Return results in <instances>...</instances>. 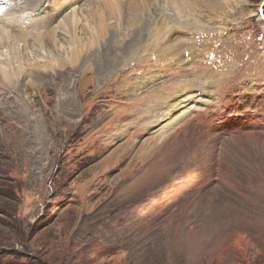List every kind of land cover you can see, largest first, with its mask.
I'll return each instance as SVG.
<instances>
[{"label":"rangeland","instance_id":"rangeland-1","mask_svg":"<svg viewBox=\"0 0 264 264\" xmlns=\"http://www.w3.org/2000/svg\"><path fill=\"white\" fill-rule=\"evenodd\" d=\"M71 1L47 27L77 9L78 38L102 34L99 14L81 16L96 10L91 0ZM174 1L122 0V19L106 18L114 39L103 33L79 63L47 67L43 79L29 64L57 53L27 35L39 54L13 62L28 70L0 96V264H264V0H179L196 27L156 46L154 23ZM6 2L0 25L19 35L25 24L11 29ZM131 3L144 8L148 29L133 27L148 33L143 42L127 28ZM54 31L68 52L72 34ZM124 174L148 183L125 188ZM127 221L132 243L114 248L123 238L109 235Z\"/></svg>","mask_w":264,"mask_h":264},{"label":"bare ground","instance_id":"bare-ground-1","mask_svg":"<svg viewBox=\"0 0 264 264\" xmlns=\"http://www.w3.org/2000/svg\"><path fill=\"white\" fill-rule=\"evenodd\" d=\"M7 1L8 2H6V4L10 5L12 7V8L7 7L8 12L4 13V15H5L4 17L11 16V20L8 21L10 24H8V25L11 27V29L16 28L15 26H13L14 24H12V23L18 22L19 24L24 23L25 25H22L24 27L20 28V30H18L20 32V34H22V36H19L20 34L16 35V36L9 34L8 32H6L3 29V26L0 25V53H4V52L7 53L8 49H9V54L7 53V55L5 57V63L7 65L3 66L4 61L0 63V66H1L0 67V74H1L0 75V96L1 97H7V95L9 96L12 92H14V91H12V89L7 88V83H13V84L17 85V83L20 82V77L22 76V74L24 72H26V70H28L26 67L20 65L21 61L24 60V58H25V60L30 59V57L26 58L27 54L28 53L30 54V52H32L31 53L32 55H38L39 54V51L34 49L33 46L30 45V43L27 41V37L28 38L30 37L27 35L35 36L37 38V40L39 41V44L42 46L45 43V39L50 40V44H52L54 46L53 48H55V51L57 53V56L52 55L50 57V59L44 60L45 61L44 64H40V63H36V64L30 63L29 64V67L32 66V68L34 67V68H36V70H32L30 68L28 76L35 77L36 79L37 78L43 79L44 77L46 78V76H48L47 72H45L47 67H50V68H52L53 71H55L54 67H58L61 70H63L64 68H66L67 65H71V66L76 65V63L80 62V59H81V56L83 53L86 54L89 49H92L95 46H100L99 43H100V41H102L101 38L104 39V37H102L103 35L105 36V35L110 34L109 37H111V38H109L108 40H111V39H114V37L116 35H118V33H119L118 30H116V27L115 28L113 27L114 30L110 31V30H112V27H109L107 25L106 18L117 19L119 21L122 19V16H121L122 7H123L121 5L122 0H106V1L100 0L99 2H98V0H91V2L89 4H86V5L84 4L85 7L92 5L96 10L92 11L91 9H89L90 7L88 8L89 10H86V8H81V16L83 18H85V21L89 20V19H87L88 17L92 18V21L94 23L98 19L97 18L95 21L94 15L99 14L100 22L97 26H99V29L102 32V34L104 33L103 35L100 34L102 36H100V35L98 36V34L97 35L94 34L91 37V39L89 40V42H84L83 40L80 39L81 37L78 38V36H77L78 25H79V22L81 21V17H78L77 9H74V15L72 18L65 19V17H64L63 19H60V21L55 25L57 27L52 26L53 28L51 27V29H50L46 25V24H48V20L50 21V15L52 13H55V11L60 10L62 8V5L65 4L66 2L68 3L69 0H48L49 1V2H47L48 5L46 3H44L45 7H42V4H41L43 0H27V2H26L27 7H25V8H20L18 6V4L16 3V0H7ZM187 1H189V0H187ZM208 1H210V0H208ZM174 2H175L176 7L174 6V9H173V12L171 13V16L169 17L167 15L166 10H161L160 20H157V22L154 23L153 32L155 30L157 32L155 34H153V32H152V34H150V37L152 36V38H153V36H154L153 42H151V43H154L156 46H158L163 41H166V39L170 40V35L172 32H174V30H175L174 28H176V27H177V29L178 28L180 29V27H181L183 30H188V31H190V28L192 25L196 27V24L193 23L192 21H190V19L188 20V18H186V16H185L186 11L188 10L186 7V4H184L183 1H182L183 3H181L179 0H175ZM135 3L130 4V7H134L133 8L134 12L133 11L131 12V15H130L129 21H128V27H127V28H131V32H133V27H140V29H143V30L148 29L146 24L143 25L144 20H145L144 19V8H142L141 10L139 9V11L136 10L137 6H134ZM185 3H187V2L185 1ZM211 3L218 4L219 6L225 4V3H222L218 0H214ZM92 6H91V8H92ZM167 6H170V3H169V5L167 4ZM161 7L163 9H165L164 6L161 5ZM106 10L107 11L109 10V11L107 12ZM162 13L166 14L167 16H164ZM188 13L191 14L190 12H188ZM36 14H37V16H36ZM36 17H39V18H36ZM184 17H185V19H184ZM172 21H174V22L176 21V23H172ZM0 22H3V23L5 22L3 17L2 18L0 17ZM195 22H197L199 26L203 25V23L200 22L199 19H195ZM86 23H88V21H86ZM5 24H7V23H5ZM91 24H92V22H91ZM170 24H172V25H170ZM55 28L56 29L62 28L66 32V34L67 33H68V35L72 34V37H70V38L72 40L73 45L70 46L71 49H69V51L66 53L64 52L65 48L63 47L64 48L63 49L61 47V45L59 46V44L57 43L58 40H60V39H57L56 31H54ZM99 29H97V30H99ZM140 29L138 31L133 32L132 38L135 37L136 41H138V42L142 41L143 42V40L145 39L144 36L146 37L148 33L144 32ZM98 33H99V31H98ZM32 38H34V37H32ZM70 42L71 41L69 39V43ZM113 43H114V41H113ZM46 45H48V44H46ZM175 45H177V43H175L171 47H174V49H175ZM130 48L134 49V47H130ZM30 49H31V51H30ZM62 53H64L65 55L61 56ZM44 55H46V54H44ZM95 55H98V54L97 53H94V54L91 53L87 57H85L84 59L82 58L83 62L84 61L86 62V59L88 60V58H91V56H95ZM181 55L182 54L179 55V58H182L183 55L182 56ZM40 57H41V54H40ZM43 57H45V56H43ZM43 57H42V59H43ZM38 58H39V56H38ZM111 60L112 59H110V61ZM14 61H17L20 63L14 66L13 65ZM59 74H62V73H58V75ZM182 84H183V82H182ZM183 86H184V84H183ZM186 86H188V85H186ZM195 87H196V85H195ZM191 88H194V87H191ZM191 88H190V90H192ZM19 93H20V91H19ZM195 95L196 94H194V96ZM186 98H188V97H186ZM195 98H196V96H195ZM185 100H188V99H185ZM5 104L7 105L6 102H5ZM188 104L189 103H183L182 105L180 104V108H184V110H186V107ZM193 107H196V106H193ZM181 111H182V109H181ZM184 113H187V111H184ZM182 117H184L183 113H182V116L180 118H182ZM125 176H126L125 182L128 181V183H124L125 188H139V185L143 186V185L148 183V182H146V183L142 182L141 183V181H140L141 184L134 185L133 175L124 174V177ZM144 178L145 177H143L142 180H146V178L145 179ZM144 188H146V187H144ZM132 193H133V190L132 191L130 190V192H129L130 196L129 197L132 196ZM144 196H146V195H144ZM144 215H146L145 217L147 218V215H148L147 211L144 212ZM133 224H134V221L118 222L117 223L118 226H123L124 232L121 233L120 235H118L119 233L117 234V232L115 230H113V231H111L109 236L115 237V238H117V237L123 238V241L121 244L118 243V244L113 245L114 248H116L118 246L123 248V246L127 247V246L131 245L132 237H124V236L128 231H131L134 228ZM149 228H150V223L147 222V224L144 225V230L147 231ZM173 236H174V243H178L179 239H178L177 234L175 233ZM101 243H102V241H101ZM132 263H133V260L128 261V264H132ZM134 264H136V263L134 262ZM176 264H179V261H177Z\"/></svg>","mask_w":264,"mask_h":264}]
</instances>
